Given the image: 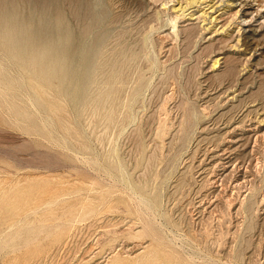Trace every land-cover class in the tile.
<instances>
[{
  "label": "rangeland",
  "instance_id": "1",
  "mask_svg": "<svg viewBox=\"0 0 264 264\" xmlns=\"http://www.w3.org/2000/svg\"><path fill=\"white\" fill-rule=\"evenodd\" d=\"M89 1L103 18L87 36V94L98 93V57L124 44L138 54L126 88L139 94L124 93L107 121L54 87L49 112L0 51V264H264V106L231 112L242 93H225L212 68L234 53L236 30H222L233 0L187 8L177 28L198 32L187 51L172 28L177 0ZM235 1L252 8L242 28L264 31V0ZM59 3L44 26L75 51L90 19ZM258 59L264 76V48Z\"/></svg>",
  "mask_w": 264,
  "mask_h": 264
},
{
  "label": "bare ground",
  "instance_id": "2",
  "mask_svg": "<svg viewBox=\"0 0 264 264\" xmlns=\"http://www.w3.org/2000/svg\"><path fill=\"white\" fill-rule=\"evenodd\" d=\"M25 1L27 2V7L24 10L23 7H20L18 2H16V0H0V51H2L5 56L11 60V62L24 69L26 76H28V79L32 81L29 83V87L31 91L34 92V95L43 109L48 110L49 112L54 111V100L56 98L52 95L54 87H58L60 89L62 93L61 95L66 101L70 102L74 108L82 107L86 110L92 111L93 114L97 116L102 114L107 121L112 119L114 110L119 106L120 98L124 93L131 96L133 100L137 97L139 94L138 90H134L132 93H130L126 87L128 84L127 71L136 61L138 54H136V52L133 50V46H127L125 44L116 46V48L108 55L104 56L101 54L100 57H98L99 69L93 78L95 81L99 79L98 93L94 94L93 97L87 94L88 90L86 85H83L82 81V68L88 62L93 60V55H91L89 52V49L92 48V44L88 42L87 36L90 33V29L95 28L98 23L99 25L101 24L103 18L100 12L99 15L94 12L95 10L89 0H66V2L71 6L79 18L86 17L90 19V23L85 26L84 31L77 37V44L72 47V49L75 51H72L71 47H66L58 43L60 42L59 40L63 38L61 36H65L67 34L66 32L62 33V30L55 31L49 26H44L46 20L50 21L53 16L52 12L49 11L51 5L55 4L60 7V0ZM171 1L173 2V0ZM177 1L179 5L178 8L175 6L174 7L176 9L172 8L176 11L175 18L171 19V22L173 23L172 28L176 37H179L180 35L183 36L185 50L187 51L190 49V47H192L193 41L197 37L198 32L195 28L179 29L177 28V24L180 19L187 17L185 15L187 8L198 5L199 0ZM253 1L258 2L259 4L263 2L261 0ZM234 2L236 1L233 0V2L227 3L224 8L225 10L231 9L229 14L231 15L230 18L232 19H230L228 25L225 26L227 29L222 28L223 32H227L228 29H230V27L233 25L234 32L236 30L237 36L233 41L234 44L231 46V48L234 49V53L230 55L223 52V57H215V59L212 61V68H219L218 72L215 73V78L219 82L226 83L227 87L225 93L230 92V95H235L236 92L242 93L241 100L237 103L238 106L232 105L230 107L231 112H235V109H237V107L240 105L243 107L248 103H257L255 110L258 112V110L261 109L260 106H264V76H262L260 71L262 63H260L259 59L255 60V58L257 51L259 52L260 49L264 48V31L258 33L256 31L243 29L241 25L242 22L246 20L243 17L248 15L252 8H245L246 4H240L239 7L241 8L235 11V8H232V4ZM166 4H168V1ZM166 4H163L162 7H164ZM259 4L258 7H261ZM235 7H238L237 4ZM80 11L82 14H80ZM256 11L258 14H261L259 10ZM250 14H253V12ZM218 18L219 17H215L213 19L214 22L217 21ZM230 34L232 35V33ZM104 39L105 38L99 37V47L102 45L101 43L104 41ZM208 53L211 54V52ZM237 54H239V56H237ZM242 56H244V60L240 63ZM196 58L198 60L200 59V57ZM240 66L241 69H239ZM245 70L249 71L244 74L242 79L240 78L241 80H239V74H242L241 72ZM192 72H194V70ZM192 74L193 73H190L187 78V82L189 83H191V80L194 77ZM1 81L3 80L0 79V82ZM236 86H238L237 89L235 88ZM246 91L248 95H245ZM64 123L61 122L62 128L66 132H69V129L66 128ZM228 151L230 150L228 149ZM257 161L259 160L257 159Z\"/></svg>",
  "mask_w": 264,
  "mask_h": 264
}]
</instances>
